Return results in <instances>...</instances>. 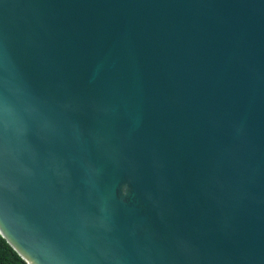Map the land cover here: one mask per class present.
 <instances>
[{
    "label": "water",
    "instance_id": "1",
    "mask_svg": "<svg viewBox=\"0 0 264 264\" xmlns=\"http://www.w3.org/2000/svg\"><path fill=\"white\" fill-rule=\"evenodd\" d=\"M0 235L264 264V0H0Z\"/></svg>",
    "mask_w": 264,
    "mask_h": 264
},
{
    "label": "trees",
    "instance_id": "2",
    "mask_svg": "<svg viewBox=\"0 0 264 264\" xmlns=\"http://www.w3.org/2000/svg\"><path fill=\"white\" fill-rule=\"evenodd\" d=\"M0 264H25L1 235Z\"/></svg>",
    "mask_w": 264,
    "mask_h": 264
}]
</instances>
